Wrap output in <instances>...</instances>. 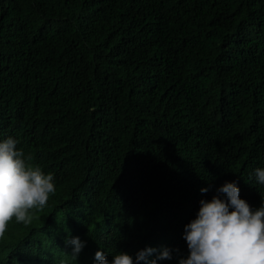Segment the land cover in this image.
Wrapping results in <instances>:
<instances>
[{
    "label": "trees",
    "instance_id": "1",
    "mask_svg": "<svg viewBox=\"0 0 264 264\" xmlns=\"http://www.w3.org/2000/svg\"><path fill=\"white\" fill-rule=\"evenodd\" d=\"M9 136L56 191L7 242L63 229L89 264L148 247V264L164 248L157 264H178L185 225L226 182L264 203V0H0Z\"/></svg>",
    "mask_w": 264,
    "mask_h": 264
},
{
    "label": "clouds",
    "instance_id": "2",
    "mask_svg": "<svg viewBox=\"0 0 264 264\" xmlns=\"http://www.w3.org/2000/svg\"><path fill=\"white\" fill-rule=\"evenodd\" d=\"M18 141L9 136L0 142V264H89L92 262L87 245L76 232H58L37 239L7 242L8 225H30L37 211H42L50 195L56 191L54 176L32 165ZM256 182L264 185V168L255 170ZM209 189L202 188L206 193ZM211 201L201 200L197 218L185 225L183 239L189 255L180 256L178 264H264V203L253 210L240 198L236 182H226ZM76 236V237H75ZM70 237L72 239L68 240ZM75 237V238H74ZM73 246L67 252L65 245ZM158 250L148 247L135 257L119 252L109 261L101 249L95 254L97 264H148V257ZM173 251L164 248L150 264L172 260ZM179 251V250H175Z\"/></svg>",
    "mask_w": 264,
    "mask_h": 264
}]
</instances>
